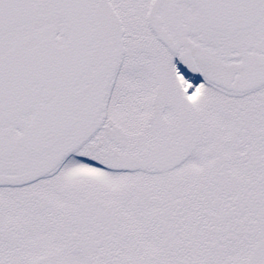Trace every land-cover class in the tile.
<instances>
[{"label": "snow or ice", "instance_id": "snow-or-ice-1", "mask_svg": "<svg viewBox=\"0 0 264 264\" xmlns=\"http://www.w3.org/2000/svg\"><path fill=\"white\" fill-rule=\"evenodd\" d=\"M0 264H264V0H0Z\"/></svg>", "mask_w": 264, "mask_h": 264}]
</instances>
